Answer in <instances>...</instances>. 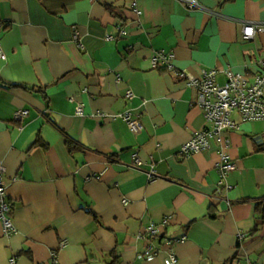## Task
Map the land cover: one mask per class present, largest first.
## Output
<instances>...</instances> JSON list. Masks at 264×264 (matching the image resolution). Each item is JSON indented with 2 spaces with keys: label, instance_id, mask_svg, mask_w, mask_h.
<instances>
[{
  "label": "crops",
  "instance_id": "obj_1",
  "mask_svg": "<svg viewBox=\"0 0 264 264\" xmlns=\"http://www.w3.org/2000/svg\"><path fill=\"white\" fill-rule=\"evenodd\" d=\"M132 1L0 0V160L16 230L0 223V264H50L53 252L58 264H107L114 252L118 264H164L171 251L177 264H264V118L233 112L228 142L183 156L210 123L177 75L252 78L264 34L242 28L264 22V0ZM160 52L174 70L152 66ZM19 109L29 114L15 121ZM221 148L236 164L223 177ZM149 225L156 236L140 237ZM149 244L153 258L140 259Z\"/></svg>",
  "mask_w": 264,
  "mask_h": 264
},
{
  "label": "built area",
  "instance_id": "obj_2",
  "mask_svg": "<svg viewBox=\"0 0 264 264\" xmlns=\"http://www.w3.org/2000/svg\"><path fill=\"white\" fill-rule=\"evenodd\" d=\"M187 9L197 8L200 6L198 0H179ZM136 0L132 1V8L137 10ZM4 27V23L0 21V31ZM255 32L264 34V22L251 23L246 22L242 28V36L245 39L252 38ZM0 59L5 60L6 54L2 50L0 44ZM172 55L160 52L152 59L154 68L164 67L174 70L171 63ZM261 69L254 74L252 78L247 75L234 72L230 68L222 70L225 75V81L219 84L216 80L219 70L213 68L202 70L200 76L187 75L184 71L177 70V75L185 79L187 86L195 89L196 105L201 107L204 118L210 123V127L202 132L194 134L192 139L182 146L180 152L183 156L199 152L210 146V140L216 139L222 145L228 142L222 139L220 134L223 130L236 128V123L232 120L231 114L237 112L245 121H255L264 118V60L260 62ZM126 99H131L133 93L128 90L125 93ZM76 113L83 114L82 104L76 106ZM29 114L28 109H19L14 112L13 119L22 121ZM120 117L126 122L127 126L133 133H138L142 129L138 115H134L131 110L125 109L121 112ZM219 161L217 169L220 176L223 177L227 172L236 169V164L232 161L222 148L219 150ZM132 164L138 166L141 164L137 154L132 155ZM153 164L147 175L149 179L154 178L155 173ZM4 166L0 160V223L5 235L15 233V227L9 216L12 206L7 199L6 185L3 180ZM167 218H164L162 224H166ZM157 230L154 225L144 228V233L140 237L153 238L156 236ZM153 245L149 244L144 254L139 255L140 259H152L154 252ZM52 262L50 264H58L56 254H51ZM12 264L14 259H11ZM164 264H177V256L172 251L164 258Z\"/></svg>",
  "mask_w": 264,
  "mask_h": 264
},
{
  "label": "trees",
  "instance_id": "obj_3",
  "mask_svg": "<svg viewBox=\"0 0 264 264\" xmlns=\"http://www.w3.org/2000/svg\"><path fill=\"white\" fill-rule=\"evenodd\" d=\"M108 9H109V7H108ZM66 143L68 144V147H70V148L72 146H74V144L72 143V140H67ZM262 202H263L262 203L263 204L262 212H263L264 211V200H262ZM107 264H118V254L116 252H114L113 254H111V260Z\"/></svg>",
  "mask_w": 264,
  "mask_h": 264
}]
</instances>
